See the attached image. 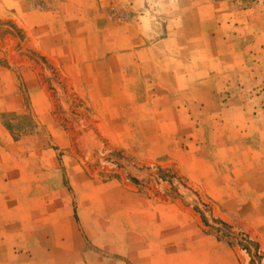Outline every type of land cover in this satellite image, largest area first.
<instances>
[{
    "label": "rangeland",
    "instance_id": "1",
    "mask_svg": "<svg viewBox=\"0 0 264 264\" xmlns=\"http://www.w3.org/2000/svg\"><path fill=\"white\" fill-rule=\"evenodd\" d=\"M262 29L264 0H0V172L28 157L97 253L264 264Z\"/></svg>",
    "mask_w": 264,
    "mask_h": 264
},
{
    "label": "crops",
    "instance_id": "2",
    "mask_svg": "<svg viewBox=\"0 0 264 264\" xmlns=\"http://www.w3.org/2000/svg\"><path fill=\"white\" fill-rule=\"evenodd\" d=\"M1 96L0 104L6 103L1 105L2 111L22 109L18 95H12L9 101ZM6 131L0 121V136H5ZM9 142L17 149L21 144L16 140ZM18 152L9 153L8 170L0 172V264H176L174 253L161 258L153 247L149 252L136 255L127 251L114 257L111 252L97 253L88 247L87 238L68 235L59 215L55 220L49 219V205L41 192L29 197L28 157ZM92 243L96 244L94 240ZM203 256V246L197 243L191 254L184 255V259L191 258L184 264H205Z\"/></svg>",
    "mask_w": 264,
    "mask_h": 264
},
{
    "label": "trees",
    "instance_id": "3",
    "mask_svg": "<svg viewBox=\"0 0 264 264\" xmlns=\"http://www.w3.org/2000/svg\"><path fill=\"white\" fill-rule=\"evenodd\" d=\"M204 221L206 222V224H208V222L206 221L205 218H204ZM251 245H253V242L252 241H249L247 239H246V243H243L244 248L247 249L250 253L252 252V249L250 247ZM254 256L261 257L258 243H255Z\"/></svg>",
    "mask_w": 264,
    "mask_h": 264
}]
</instances>
